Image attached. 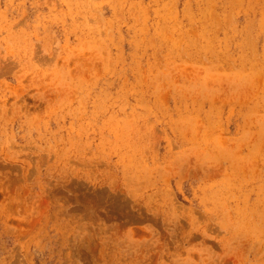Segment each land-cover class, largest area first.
<instances>
[{
  "label": "rangeland",
  "instance_id": "374dc122",
  "mask_svg": "<svg viewBox=\"0 0 264 264\" xmlns=\"http://www.w3.org/2000/svg\"><path fill=\"white\" fill-rule=\"evenodd\" d=\"M0 264H264V0H0Z\"/></svg>",
  "mask_w": 264,
  "mask_h": 264
}]
</instances>
